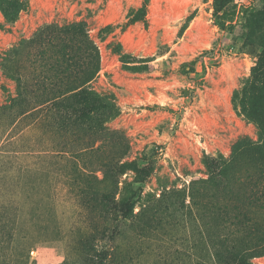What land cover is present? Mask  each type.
<instances>
[{
    "label": "rangeland",
    "instance_id": "obj_1",
    "mask_svg": "<svg viewBox=\"0 0 264 264\" xmlns=\"http://www.w3.org/2000/svg\"><path fill=\"white\" fill-rule=\"evenodd\" d=\"M24 1L13 23L0 11V204L16 208L15 247L37 264H95L82 252L94 227L78 194L97 184H66L67 155L28 100L13 101L17 75L32 87L27 51L13 49L43 24L84 21L100 52L91 85L112 93L119 110L109 126L126 136L127 159L150 170L122 176L132 208L107 231L109 256L98 264H213L206 246V255L193 246L177 193L208 177L207 158L222 163L237 140L263 139L234 91L264 64V0H148L145 23L129 22L142 0ZM246 91L250 105L264 103L263 82ZM235 161L227 173L248 158ZM252 262L264 264V254Z\"/></svg>",
    "mask_w": 264,
    "mask_h": 264
},
{
    "label": "trees",
    "instance_id": "obj_2",
    "mask_svg": "<svg viewBox=\"0 0 264 264\" xmlns=\"http://www.w3.org/2000/svg\"><path fill=\"white\" fill-rule=\"evenodd\" d=\"M147 2L142 0L140 7L130 11L129 22H146ZM26 5L24 0H0V11L6 22L13 23ZM23 50L32 69V87L27 89L17 75L13 101L28 100L36 119L49 128L54 144L67 155L63 168L66 184H97L91 192L78 194L91 210L94 227L81 245L85 259L102 263L110 251L101 244L107 231L121 218L126 220L132 208L130 190L121 195L128 184L122 176L128 171L148 174L149 167L127 159L126 136L109 126L119 110L112 93L91 85L100 70V52L84 21L43 24L13 52ZM185 67L194 69L192 63ZM256 81L264 83V64L258 61L247 85L241 92L235 90L234 97L239 96L242 113L257 125L263 139L237 140L232 156L222 163L207 158L208 177L191 178L177 193L187 226L196 236L193 246L200 250L206 246L213 264H254L252 259L264 254V103L255 108L246 95L247 87ZM239 157L248 158L245 166L227 173ZM15 209L0 204V264H37L29 261L27 251L14 245ZM58 236L56 232L45 237Z\"/></svg>",
    "mask_w": 264,
    "mask_h": 264
}]
</instances>
